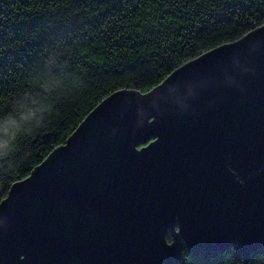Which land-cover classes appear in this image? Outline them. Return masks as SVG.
<instances>
[{
	"label": "water",
	"instance_id": "obj_1",
	"mask_svg": "<svg viewBox=\"0 0 264 264\" xmlns=\"http://www.w3.org/2000/svg\"><path fill=\"white\" fill-rule=\"evenodd\" d=\"M184 246L264 248V24L108 95L0 202V264H178Z\"/></svg>",
	"mask_w": 264,
	"mask_h": 264
},
{
	"label": "trees",
	"instance_id": "obj_2",
	"mask_svg": "<svg viewBox=\"0 0 264 264\" xmlns=\"http://www.w3.org/2000/svg\"><path fill=\"white\" fill-rule=\"evenodd\" d=\"M262 24L264 0H0V202L108 95L148 92ZM178 264H264V248L184 246Z\"/></svg>",
	"mask_w": 264,
	"mask_h": 264
},
{
	"label": "snow or ice",
	"instance_id": "obj_3",
	"mask_svg": "<svg viewBox=\"0 0 264 264\" xmlns=\"http://www.w3.org/2000/svg\"><path fill=\"white\" fill-rule=\"evenodd\" d=\"M177 230L179 231V229H177ZM26 255H27L26 253H25V255H21V256H20V259H21V260H24Z\"/></svg>",
	"mask_w": 264,
	"mask_h": 264
}]
</instances>
